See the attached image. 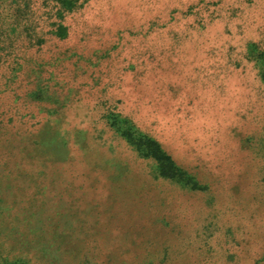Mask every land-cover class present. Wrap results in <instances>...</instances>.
I'll return each mask as SVG.
<instances>
[{
    "label": "rangeland",
    "instance_id": "1",
    "mask_svg": "<svg viewBox=\"0 0 264 264\" xmlns=\"http://www.w3.org/2000/svg\"><path fill=\"white\" fill-rule=\"evenodd\" d=\"M143 1L140 10H127L142 14L160 6V0ZM131 2L138 4L120 0L113 17ZM112 11L108 5L90 10L81 21L92 18L82 42L63 43L50 65H65V83L60 90L50 79L46 111L32 113L39 121L28 137L37 142V170L12 180L14 188L4 183L1 192L0 225L12 223L27 235L4 228V241L31 242L28 250L42 254L40 264H204L225 249L233 258L245 242L264 245V111L255 119V108H242L243 94L214 97L205 78L123 72V57H138L143 41L168 23L114 36ZM171 15L176 42L185 32L205 39L208 6ZM185 47L188 55L197 48ZM231 82L233 93H247L253 84ZM225 98L235 102L234 115H225ZM145 139L174 165L154 157ZM256 250L264 256V247Z\"/></svg>",
    "mask_w": 264,
    "mask_h": 264
},
{
    "label": "trees",
    "instance_id": "2",
    "mask_svg": "<svg viewBox=\"0 0 264 264\" xmlns=\"http://www.w3.org/2000/svg\"><path fill=\"white\" fill-rule=\"evenodd\" d=\"M136 3L137 6L131 2L132 6L118 12L115 18L113 14L120 8V0H0V202L3 201L1 192L4 183V187L14 188L12 180L23 175L31 176L37 170L36 157L32 153L37 142L30 141L28 137L37 131L39 121L36 118L46 111L45 101L52 97L48 81L54 79L60 90L65 83L62 79L65 65L61 64L57 69L50 65L58 59L63 43L72 39L82 42L83 33L92 24L90 16L87 20L85 18V25L81 22L84 21L82 18L94 7L100 9L108 5V10H113L109 20L115 24L114 36L120 31L153 22L168 23L143 41L144 48L138 57H123V61L128 62L123 72H131L135 77L145 71H154L165 77L177 75L186 80L205 78L208 79V88L215 90L214 97L217 92L221 97L219 99H224L226 95L231 99L243 94L242 108L245 105L249 111L255 108V112L252 110L255 119L261 116L260 109L264 111V0H160L159 7L151 6L148 12L132 15L128 8L137 7L140 10L147 1L137 0ZM207 6L205 39H194L185 32L181 41L176 42L174 30L169 24L172 11L191 9L195 14ZM191 25L187 26V31ZM156 34L160 37H154ZM100 35L99 39H102L104 35ZM73 45L77 47L78 42ZM185 46H196L198 49H192L193 53L188 55L184 52ZM28 66L34 74L27 73ZM37 66L49 67L38 74L34 70ZM235 78L253 82L251 91L233 93L237 84L231 79ZM230 99L223 101L228 106L225 115L229 116L235 114L231 107L235 102L230 104ZM34 110L38 113L36 116L33 115ZM18 124L26 126V131L23 132ZM145 141L150 143V152L154 157L167 166L174 165L156 142ZM4 228L14 236L27 233L19 232V228L12 223L0 225V264L6 259L10 264L42 263L40 252L28 250L32 248L31 242L24 244L14 239L7 244L3 239ZM249 244L245 242L237 247L238 253H232L233 258H229L228 249H225L221 256L211 255L204 264H258L264 256L256 249L264 245ZM107 259L111 262L112 257ZM169 261L173 263L176 259L170 257Z\"/></svg>",
    "mask_w": 264,
    "mask_h": 264
}]
</instances>
